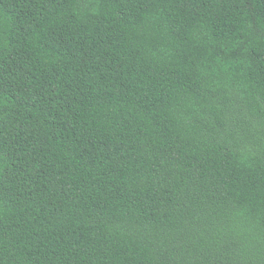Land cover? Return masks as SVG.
<instances>
[{
  "label": "trees",
  "instance_id": "16d2710c",
  "mask_svg": "<svg viewBox=\"0 0 264 264\" xmlns=\"http://www.w3.org/2000/svg\"><path fill=\"white\" fill-rule=\"evenodd\" d=\"M0 264H264V0H0Z\"/></svg>",
  "mask_w": 264,
  "mask_h": 264
}]
</instances>
